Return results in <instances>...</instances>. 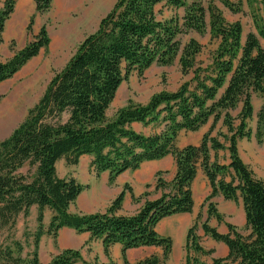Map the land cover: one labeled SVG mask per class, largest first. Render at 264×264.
<instances>
[{
    "label": "trees",
    "instance_id": "obj_1",
    "mask_svg": "<svg viewBox=\"0 0 264 264\" xmlns=\"http://www.w3.org/2000/svg\"><path fill=\"white\" fill-rule=\"evenodd\" d=\"M15 1L2 2L0 43ZM32 1L40 14L51 5V0ZM214 1L231 12L239 11L238 5L229 0H116L96 31L78 44L64 67L49 80L24 121L0 142V230L12 227L18 214L26 217L35 206L39 223L44 210L51 213L45 233L55 235L62 227L88 232L93 239L101 240L106 255L111 245L120 244L123 258L128 249L158 247L162 250L160 257L151 255L135 264H164L172 241L159 236L155 226L163 218L192 213L191 185L200 169L209 186L205 198L209 202L208 217L222 221L211 202L217 195L224 200L240 199L248 230L243 236L227 225L228 232L221 234L203 222L204 235L227 248L226 256L214 258L209 264H264V183L242 162L237 148L239 140H249L253 135L257 142L264 138L262 112L257 114L253 135L248 128L252 95L264 97V0L260 1V12L251 14L255 33L246 35L244 41L240 24L227 23ZM248 3L253 6L252 0ZM158 6L171 11L182 9L183 15L164 18ZM190 31H208L216 42L207 65L196 63L202 49L197 41L190 39L181 47L178 37ZM48 45L42 26L31 41L0 62V83L12 78ZM176 58L181 73L191 75L188 81L174 92L153 95L143 105L129 101L111 118L107 116L130 72L141 75L153 64L169 66ZM235 110L238 113L233 118L230 112ZM210 119L211 128L197 145L176 147L180 132H195ZM220 120L226 133L213 136L211 132ZM133 123L159 130L143 135L132 129ZM224 150L228 153L227 165L211 159V152ZM81 156L91 158L96 174L107 172L110 185L125 171H135L144 162L166 156L173 159L175 172L169 183L156 173L155 188L162 194L146 201L134 215L115 214L123 192L103 213L71 214L69 207L85 188L74 178H59L55 165L61 159L67 165H76ZM196 226L194 221L185 236L184 264H208L199 256L213 253L200 246ZM42 233L39 226L33 243ZM13 251L21 253V245L14 242L13 248H0V264H23L19 256H12ZM77 262L97 264L83 261L78 251L71 249L61 251L46 264ZM26 264H41L35 251Z\"/></svg>",
    "mask_w": 264,
    "mask_h": 264
},
{
    "label": "rangeland",
    "instance_id": "obj_2",
    "mask_svg": "<svg viewBox=\"0 0 264 264\" xmlns=\"http://www.w3.org/2000/svg\"><path fill=\"white\" fill-rule=\"evenodd\" d=\"M97 1L98 0H51L49 10L41 14L35 12L32 0L15 1L14 10L5 22L2 33L0 62H4L10 58L13 52L21 49L26 43L31 41L42 26L46 29L49 45L45 50H40L38 55L29 60L12 78L0 83V142L5 140L13 130L24 121L28 110L38 102L49 80L64 67L74 54L78 44L86 36L96 31L100 19L111 10L116 2V0H107L106 6L101 7L96 4ZM229 1L238 5V12H231L218 1H214V5L227 23L238 22L240 24L242 29L241 39L244 41L246 35L255 33L251 14L252 11L260 12L261 0H252V7L249 6L248 0ZM2 2L3 0H0V8L2 7ZM98 6L101 7V10ZM158 9H162L164 18L173 15L181 17L183 15L182 9L171 11L162 6H158ZM95 12L97 13L94 15ZM31 19L32 22H30ZM206 22H208V13H206ZM178 38L181 47L190 39H194L200 44L202 49L196 58V63L207 65L210 62V57L216 48V42L211 39L208 31L202 34L190 31L187 34L180 35ZM260 42L263 45V41ZM190 78L191 75L184 76L181 73L178 58L169 66H158L153 64L143 71L141 75L136 71H132L119 86L108 108L107 116L111 118L118 109L124 107L129 101L134 104L143 105L155 94L160 92H174L182 83L188 81ZM251 104L253 114L251 120L248 121V128L253 135L256 130L257 114L259 112L264 114V97L253 94L251 97ZM237 113L238 110L230 112L233 118L237 116ZM211 122L210 119L204 126L195 132H180L176 139V147L182 148L187 145H197L201 137L211 128ZM158 130L156 126L142 127L140 125L139 127H135V131L143 135H151L158 132ZM218 132L226 133V129L223 127L221 120L215 125L211 134L216 136ZM219 140L222 141L220 137ZM237 148L238 155L242 162L252 171L256 179L264 183V138L261 142H257L253 135L249 140H239ZM214 156H216V158H214ZM211 159H216L218 163L227 165L228 153L226 150L219 151L216 154L211 152ZM163 160L144 164L140 168H174L173 160L170 156L167 157L166 161ZM90 162L91 158L89 156H81L76 165H67L63 159L59 160L55 165L56 173L59 178L71 177L74 178L77 183L84 186L85 189L82 195L80 194L81 196H79L81 198L80 202L84 200L85 203L87 201L85 199L86 196H89L93 190H95L96 193L104 194V196L110 198L114 191L111 186L114 185L117 178L116 177L114 183L110 185L107 180L109 179V175L107 174L106 180H104L106 175L102 173L105 172L96 174ZM25 171L26 168L21 172L25 173ZM173 173V170L160 171L159 177L166 183H169ZM144 174V176L140 175L133 177V172H126L123 175H126L124 179L129 178L130 181H132L134 191L137 192L140 180L145 179V177L148 178V173L144 172ZM152 175L153 178L149 181L154 183L156 176L155 174ZM197 176L194 186L192 215L194 218L193 222L195 221L197 224L195 233L199 238L200 246L206 250L210 240L209 237L204 235L201 229V224L203 222H207L210 227L215 228L216 231L221 234H226L228 232L226 226L231 225L237 233L246 236L248 230L245 227L244 211L241 200H224L221 195H217L211 202L217 213L221 215L222 221L219 222L214 217H208L207 205L209 202H205V198L209 192H204L206 189L209 191V186L201 170L198 171ZM125 182L126 180H124L123 183L122 180H117V185L122 186ZM155 190L157 189L155 188ZM142 196L145 197L147 194L144 193ZM69 208L71 214L103 213L107 209L105 208L103 211L94 213H86L84 210H81L79 203L76 202ZM119 210H117L115 214ZM37 215L36 207L33 206L30 208L26 217L23 216L22 213L18 214L14 219V225L12 227H3L0 230V248L6 246L13 248L14 242L19 243L22 247L21 253L13 251L12 256H19L23 264H26L34 251L41 264L48 263L54 256L65 249L78 251L80 255V248L65 247L66 244L71 243L75 239L74 235L60 232L63 228L67 227H62L55 235L45 233L51 213L48 210H44L43 219L40 223L37 221ZM198 215L199 217L196 219ZM39 226L42 227L44 233L40 235L37 243H33L34 234ZM178 242L179 240L174 236L172 251L164 264H184L185 253ZM220 244L222 243L215 241L217 250H213V253L209 255H200L199 259L209 264L214 258L226 256L225 254L227 253L219 249L222 246Z\"/></svg>",
    "mask_w": 264,
    "mask_h": 264
},
{
    "label": "crops",
    "instance_id": "obj_3",
    "mask_svg": "<svg viewBox=\"0 0 264 264\" xmlns=\"http://www.w3.org/2000/svg\"><path fill=\"white\" fill-rule=\"evenodd\" d=\"M139 126L140 124L138 123H133L131 125L133 130H135V127H139ZM167 157L168 156L160 160L164 159L163 161H166ZM155 162L156 161L144 162L142 165L148 164V163H155ZM140 167L135 171H125L124 173L117 176L114 185L111 186V188L114 191H113V195L110 198L108 196L107 197L104 196V194L96 193V191L93 190L89 196H86L85 198L87 200L86 203L84 202V200L80 202V199H81L80 196L82 195V193L77 198L76 203H79V207L81 208V210H84L86 213H94L97 211H103L105 208L108 207V205L115 198V196H117L120 192H123V201L121 204V208L116 214L117 215H132L136 213L141 208V206L143 205L145 201L154 200L160 197V195L162 194L161 190H155V181L154 183L152 181H149L150 179L153 178L152 174H155L156 176L157 172L164 171V170H173L175 172V168H147L146 169V168H140ZM126 172H133V177L140 176V175L144 176L145 175L144 172L148 173V178L145 177V179L140 180L137 192L134 191L132 181H130L129 178L124 179L126 175H123V174H125ZM102 174L106 175L104 179L106 180L108 173L105 172ZM197 175H198V172H197ZM197 175L196 177H198ZM173 176H174V173H173ZM196 177L191 185L192 196H194V186H195L196 179H197ZM117 180H122V183L124 180H126V182L122 186H118ZM207 192H209L208 189H206L204 193H207ZM144 193H146L147 196L143 197L142 195ZM193 219L194 218H193L192 213L172 215V216H169V217H166L160 220L155 226V231L159 236L169 237L172 242H173L174 236H176L177 239L179 240L178 242L179 245L182 247V250H184L186 232H187V229L193 223ZM60 232H66L71 235H74L75 239L71 243L66 244L65 247L66 248H73V247L80 248V256L82 260L87 263L96 262L97 264H125L124 263V260H125L128 264H135L136 262L146 257H149L151 255H156L160 257L162 254V250L158 247L145 246V247H139V248L126 250L124 254V258H123L121 245L113 244L110 246L108 250V255H105L101 240L92 239V237L90 236L88 232L76 233L74 230L70 228H63ZM220 245L222 246L219 249H222V251L227 253L226 247L223 244H220ZM216 247L217 246H215V241L210 239L209 246L206 247V250L216 251L217 250ZM75 264H81V262H77Z\"/></svg>",
    "mask_w": 264,
    "mask_h": 264
},
{
    "label": "bare ground",
    "instance_id": "obj_4",
    "mask_svg": "<svg viewBox=\"0 0 264 264\" xmlns=\"http://www.w3.org/2000/svg\"><path fill=\"white\" fill-rule=\"evenodd\" d=\"M106 1H107V0H98L96 4H97V5H100L101 7H105V6H106ZM100 6H98L99 9L101 8ZM100 10H101V9H100ZM93 12H94V11H93ZM93 12H92V13H93ZM97 12H98V11H97ZM97 12H95L94 15H95Z\"/></svg>",
    "mask_w": 264,
    "mask_h": 264
}]
</instances>
